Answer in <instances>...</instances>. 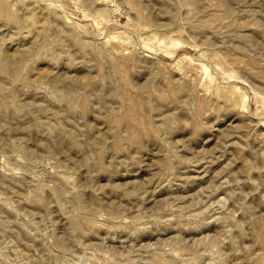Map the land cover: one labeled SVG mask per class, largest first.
Here are the masks:
<instances>
[{
	"label": "rangeland",
	"instance_id": "rangeland-1",
	"mask_svg": "<svg viewBox=\"0 0 264 264\" xmlns=\"http://www.w3.org/2000/svg\"><path fill=\"white\" fill-rule=\"evenodd\" d=\"M0 264H264V0H0Z\"/></svg>",
	"mask_w": 264,
	"mask_h": 264
}]
</instances>
